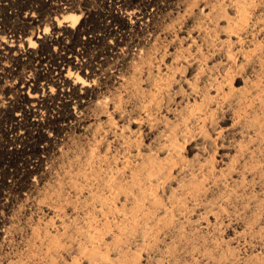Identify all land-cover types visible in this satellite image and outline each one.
Masks as SVG:
<instances>
[{"label":"bare ground","instance_id":"6f19581e","mask_svg":"<svg viewBox=\"0 0 264 264\" xmlns=\"http://www.w3.org/2000/svg\"><path fill=\"white\" fill-rule=\"evenodd\" d=\"M24 1L0 0V264H264V0Z\"/></svg>","mask_w":264,"mask_h":264},{"label":"rangeland","instance_id":"374dc122","mask_svg":"<svg viewBox=\"0 0 264 264\" xmlns=\"http://www.w3.org/2000/svg\"><path fill=\"white\" fill-rule=\"evenodd\" d=\"M26 4L28 3V2H30L31 4L32 3H34L33 5H35V6H39L37 9H36V11H38L42 6H43V3L42 2H39L38 0H25L24 1ZM35 2H36V4H35ZM92 2H93V9H96V8H98L97 10H99V9H101L103 6V8L102 9H107V4L105 5V4H102V1H100V0H92ZM39 3V4H38ZM29 4V3H28ZM42 5V6H41ZM103 5V6H102ZM100 6V7H99ZM95 7V8H94ZM166 7H164V5L162 6V8H160V9H165ZM26 11H27V8L25 9ZM46 10V9H45ZM99 12H100V10H99ZM157 47L158 48H161L162 49V47H163V45L161 44V43H159L158 45H157ZM52 176V175H51ZM52 180V179H51ZM13 194V193H12ZM11 194V192L9 193V196L10 195H12ZM11 197H13V198H15L14 197V195L13 196H11ZM11 197H9V198H11ZM13 198H12V201H10L9 203H10V206H12V207H10V209H8V210H5L4 211V213H6L7 211H11V213H13L14 214V218L16 219V217H20L21 215H22V209L21 208H19V206H20V204H23V201H19L18 202V200H19V198L18 199H16V200H13ZM17 201V202H16ZM8 203V204H9ZM13 203V204H12ZM17 203V204H16ZM42 203V202H41ZM15 204V205H14ZM13 208V209H12ZM18 208V209H17ZM17 211V214H16V211ZM19 210V211H18ZM14 211V212H13ZM18 215H20V216H18ZM234 232H232L231 233V231L230 232H228V233H226L227 234V236H226V234H224L225 236H224V241H226V242H229V240L230 241H232L231 242V244H233L232 246L233 247H237L235 250H236V254L237 253H241L240 255L239 254H237L238 255V258H241V257H243V256H245L246 254H248V252H250V251H252V247H253V245H252V242L250 241L251 239H250V237L248 238V236H242L241 234H233ZM232 234V235H231ZM228 235H230V236H228ZM234 235V236H233ZM228 237V238H227ZM236 239V240H235ZM235 240V241H234ZM244 240V241H243ZM248 240V241H247ZM223 241V242H224ZM240 241V242H239ZM256 240H254L253 239V244L255 243L256 245H259V243H257V241L255 242ZM243 242V243H242ZM237 243V244H236ZM249 246V247H248ZM243 247H245V248H243ZM248 247V248H247ZM242 248V249H241ZM250 248V249H249ZM237 249H238V251H237ZM246 249V250H245ZM258 250V249H257ZM256 250V251H257ZM242 251V252H241ZM245 251V252H244ZM259 251V253H262L263 251L262 250H258ZM257 251V252H258ZM261 251V252H260ZM242 253H243V255H242ZM246 253V254H245ZM263 254H264V252H263ZM262 256H264V255H262Z\"/></svg>","mask_w":264,"mask_h":264}]
</instances>
